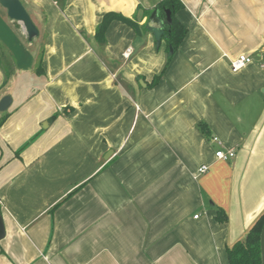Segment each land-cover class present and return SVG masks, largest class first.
I'll use <instances>...</instances> for the list:
<instances>
[{
  "label": "crops",
  "instance_id": "1",
  "mask_svg": "<svg viewBox=\"0 0 264 264\" xmlns=\"http://www.w3.org/2000/svg\"><path fill=\"white\" fill-rule=\"evenodd\" d=\"M19 1L38 35L0 5V264H228L264 210V0H179L152 87L161 0ZM108 13L142 31L115 20L99 43Z\"/></svg>",
  "mask_w": 264,
  "mask_h": 264
},
{
  "label": "trees",
  "instance_id": "2",
  "mask_svg": "<svg viewBox=\"0 0 264 264\" xmlns=\"http://www.w3.org/2000/svg\"><path fill=\"white\" fill-rule=\"evenodd\" d=\"M183 8L182 3L179 0H161L153 10L156 12V17L160 22V28L154 29L157 31L155 37V43L158 46L160 43H165L167 51L166 63L163 67L162 72L154 77L152 83L149 86H155L160 80L165 68L171 61L173 54L176 52L184 37L186 36L187 29L182 25L176 18V13ZM165 10L170 11L171 22H166ZM152 11L145 12V16L148 17ZM120 21L131 27L136 33H140L142 30L138 26L135 20L127 19L119 14L108 13L102 18L101 23L96 29L95 39L99 43L105 41V33L112 21ZM147 30V28H142ZM7 115H4L0 119V126L4 123ZM200 131L208 137V132L204 128L203 124H199ZM216 220L220 223L227 221V216L222 210H218L216 213ZM264 225V210L255 219L253 224L249 227L242 240H238L231 245L226 247V255L228 264H261L260 259V245L259 237Z\"/></svg>",
  "mask_w": 264,
  "mask_h": 264
},
{
  "label": "water",
  "instance_id": "3",
  "mask_svg": "<svg viewBox=\"0 0 264 264\" xmlns=\"http://www.w3.org/2000/svg\"><path fill=\"white\" fill-rule=\"evenodd\" d=\"M0 5L6 9L7 16L14 22H16L17 27L21 28L25 31L28 39L32 41L38 35V31L34 24L32 23L28 13L26 12L24 6L19 0H0ZM166 22H171L170 11L165 10ZM150 27L158 29L160 28V22L156 17V12L153 11L150 15ZM12 99L9 96L2 98L0 101V113H4L9 108ZM4 236V228L2 223V218L0 216V240ZM259 245H260V259L261 264H264V225L262 227L260 237H259Z\"/></svg>",
  "mask_w": 264,
  "mask_h": 264
},
{
  "label": "built area",
  "instance_id": "4",
  "mask_svg": "<svg viewBox=\"0 0 264 264\" xmlns=\"http://www.w3.org/2000/svg\"><path fill=\"white\" fill-rule=\"evenodd\" d=\"M130 53H131V50L127 49L125 53V57H128ZM251 61L252 59L250 57L245 56V55H240L234 60L230 61L231 70L233 71L241 70L246 65L251 63ZM261 67L262 69H264V64ZM211 141L212 143L216 145L215 158L217 160L227 162L234 158L235 152L233 150H225L222 142L217 137H212ZM207 170H208L207 166H201L198 169V174H204L207 172ZM194 218H198V216H195Z\"/></svg>",
  "mask_w": 264,
  "mask_h": 264
},
{
  "label": "rangeland",
  "instance_id": "5",
  "mask_svg": "<svg viewBox=\"0 0 264 264\" xmlns=\"http://www.w3.org/2000/svg\"><path fill=\"white\" fill-rule=\"evenodd\" d=\"M7 72H8V74H9V72H11V67L8 63H7Z\"/></svg>",
  "mask_w": 264,
  "mask_h": 264
}]
</instances>
